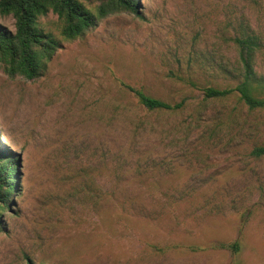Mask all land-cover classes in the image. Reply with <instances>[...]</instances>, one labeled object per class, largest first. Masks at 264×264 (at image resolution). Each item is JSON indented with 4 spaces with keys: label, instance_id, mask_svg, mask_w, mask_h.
<instances>
[{
    "label": "rangeland",
    "instance_id": "374dc122",
    "mask_svg": "<svg viewBox=\"0 0 264 264\" xmlns=\"http://www.w3.org/2000/svg\"><path fill=\"white\" fill-rule=\"evenodd\" d=\"M137 2L72 40L49 12L42 73L0 68V155L17 160L0 264H264V108L215 68L234 57L216 37L231 10L264 39V0ZM124 84L182 105L147 111ZM207 85L230 92L204 100Z\"/></svg>",
    "mask_w": 264,
    "mask_h": 264
},
{
    "label": "trees",
    "instance_id": "16d2710c",
    "mask_svg": "<svg viewBox=\"0 0 264 264\" xmlns=\"http://www.w3.org/2000/svg\"><path fill=\"white\" fill-rule=\"evenodd\" d=\"M250 1L255 5L263 2ZM92 2H95L93 8L88 6ZM138 7L137 0H0V15L10 16L14 21L13 31L0 25V68L9 77L21 76L29 80L42 73L47 60L59 46V40L45 31L38 21L49 12L60 21L59 34L62 38L72 40L96 26L98 20L108 14L127 11L140 16ZM216 32L220 43L226 45L230 54L234 52V57L232 61L226 58L220 65L215 63V68L226 70L225 67L230 66L228 73L231 76L237 74L235 91L242 103L249 109L264 108V98L256 95L264 90V74L257 69V54L260 55L264 48L262 35L254 31L243 10H231L224 26L217 27ZM177 78L183 79L180 75ZM124 87L147 111L172 110L182 105V102L171 104L148 95L140 88L125 84ZM201 91L203 99L208 101L225 99L230 92L227 88L211 85L204 86ZM251 155H264V144L253 146ZM16 168L17 160L13 156L0 155V231L1 216L11 202V193L16 189ZM98 199L99 196H96L95 200ZM220 246L233 251L238 249L236 241ZM27 264L32 263L27 261Z\"/></svg>",
    "mask_w": 264,
    "mask_h": 264
}]
</instances>
